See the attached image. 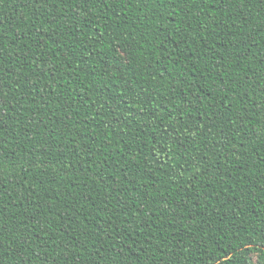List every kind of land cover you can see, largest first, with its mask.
<instances>
[{
  "label": "trees",
  "instance_id": "16d2710c",
  "mask_svg": "<svg viewBox=\"0 0 264 264\" xmlns=\"http://www.w3.org/2000/svg\"><path fill=\"white\" fill-rule=\"evenodd\" d=\"M253 260L264 0H0V264Z\"/></svg>",
  "mask_w": 264,
  "mask_h": 264
},
{
  "label": "snow or ice",
  "instance_id": "6c2138e0",
  "mask_svg": "<svg viewBox=\"0 0 264 264\" xmlns=\"http://www.w3.org/2000/svg\"><path fill=\"white\" fill-rule=\"evenodd\" d=\"M120 55H123V53H121ZM251 264H257V261L253 260L251 261Z\"/></svg>",
  "mask_w": 264,
  "mask_h": 264
}]
</instances>
